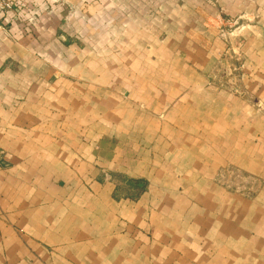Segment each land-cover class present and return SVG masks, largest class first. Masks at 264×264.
Instances as JSON below:
<instances>
[{
  "label": "crops",
  "instance_id": "obj_1",
  "mask_svg": "<svg viewBox=\"0 0 264 264\" xmlns=\"http://www.w3.org/2000/svg\"><path fill=\"white\" fill-rule=\"evenodd\" d=\"M65 1L0 16V264H213L203 240L229 236L215 264H264V0H217L245 28L240 93L211 3ZM228 164L251 200L212 182Z\"/></svg>",
  "mask_w": 264,
  "mask_h": 264
},
{
  "label": "rangeland",
  "instance_id": "obj_2",
  "mask_svg": "<svg viewBox=\"0 0 264 264\" xmlns=\"http://www.w3.org/2000/svg\"><path fill=\"white\" fill-rule=\"evenodd\" d=\"M9 1L12 3L13 11L7 15H4L5 17L15 15L17 13L14 9V6L17 2L20 3L19 7L24 10V8H26L34 0ZM35 1L36 5L34 9H32L31 12L26 15L27 23L34 24L39 19L45 16H54L55 13L56 15H60V10L65 9V6L67 5L65 0ZM200 1L211 3L215 10L212 16L209 15L210 19H206V21L201 24V27L205 30H210L213 34L219 37L225 45L224 53L221 54L219 56V60L216 61V70L218 72H221L222 75L220 78L221 81L217 82L216 85H218V87L228 88L230 90L236 91L237 93H240V87L243 84L242 81L244 75L243 55L240 51V36L242 33H244L245 30L244 25L240 24V14H235L234 16L231 14H227L222 10L221 6L219 7L217 0ZM84 3L86 5V2ZM67 9L68 12L66 14V17L70 19L73 15H75L76 7L73 5H69ZM81 19L87 25L91 22V19L86 16H83ZM74 36L77 39L83 38V35L81 33H77ZM256 104L259 105L258 103ZM212 182L216 186L222 188L228 194L238 195L239 197L241 196L244 199L251 200L258 193V185L260 180L254 177L252 174L247 173L242 169H238L234 165L228 164L216 172V175H214ZM218 218H220V214L218 215ZM213 224L214 226L221 225V221L218 219H214ZM227 224L229 228L236 229L237 227L236 224L232 222H225V225ZM220 241L224 242L221 243ZM202 244H204L208 249L210 259L213 264H215V262L220 261L219 258L221 257V254L218 252L219 249L221 247H228L230 250L229 256H231V252H235L237 244L240 245V237L229 236L226 238H207L205 241L203 240Z\"/></svg>",
  "mask_w": 264,
  "mask_h": 264
},
{
  "label": "built area",
  "instance_id": "obj_3",
  "mask_svg": "<svg viewBox=\"0 0 264 264\" xmlns=\"http://www.w3.org/2000/svg\"><path fill=\"white\" fill-rule=\"evenodd\" d=\"M13 11L12 3L9 0H0V16L7 15ZM1 161V156H0Z\"/></svg>",
  "mask_w": 264,
  "mask_h": 264
},
{
  "label": "trees",
  "instance_id": "obj_4",
  "mask_svg": "<svg viewBox=\"0 0 264 264\" xmlns=\"http://www.w3.org/2000/svg\"><path fill=\"white\" fill-rule=\"evenodd\" d=\"M145 188H146V184H145V183L141 184L140 187H139V189H140L141 191L144 190Z\"/></svg>",
  "mask_w": 264,
  "mask_h": 264
}]
</instances>
